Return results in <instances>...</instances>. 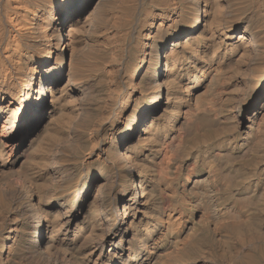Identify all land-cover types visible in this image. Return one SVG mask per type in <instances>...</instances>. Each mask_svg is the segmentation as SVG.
I'll return each instance as SVG.
<instances>
[{"label": "bare ground", "instance_id": "1", "mask_svg": "<svg viewBox=\"0 0 264 264\" xmlns=\"http://www.w3.org/2000/svg\"><path fill=\"white\" fill-rule=\"evenodd\" d=\"M0 264H264V0H0Z\"/></svg>", "mask_w": 264, "mask_h": 264}, {"label": "rangeland", "instance_id": "2", "mask_svg": "<svg viewBox=\"0 0 264 264\" xmlns=\"http://www.w3.org/2000/svg\"><path fill=\"white\" fill-rule=\"evenodd\" d=\"M2 125H0V127H1Z\"/></svg>", "mask_w": 264, "mask_h": 264}]
</instances>
